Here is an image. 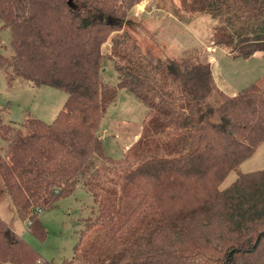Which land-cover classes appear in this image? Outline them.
<instances>
[{"label": "trees", "instance_id": "obj_1", "mask_svg": "<svg viewBox=\"0 0 264 264\" xmlns=\"http://www.w3.org/2000/svg\"><path fill=\"white\" fill-rule=\"evenodd\" d=\"M139 1L0 0L13 50L0 53V68L67 94L50 123L0 120V196L44 239L39 213L77 185L89 192L93 216L59 264H264V169L237 172L219 189L264 142V76L225 96L209 62L149 60L123 29ZM189 8L215 21V42L231 57L264 51V0ZM108 62L114 84L102 76ZM119 89L147 111L137 140L112 159L98 128ZM5 263L55 264L0 217Z\"/></svg>", "mask_w": 264, "mask_h": 264}, {"label": "rangeland", "instance_id": "obj_2", "mask_svg": "<svg viewBox=\"0 0 264 264\" xmlns=\"http://www.w3.org/2000/svg\"><path fill=\"white\" fill-rule=\"evenodd\" d=\"M190 0H141L129 11L123 29L134 39L138 49L151 61L190 59L209 62L217 88L225 96L264 76V51L248 58L231 57L227 48L215 42V21L207 14L189 8ZM108 39L102 52L108 51ZM10 30L0 31V53L12 55ZM105 81L116 83V73L107 63L102 73ZM264 85V80L261 83ZM67 98L61 90L47 85H34L13 74L10 67L0 68V120L11 127H18L25 119L36 118L52 122ZM147 106L131 92L119 89L100 122L98 133L102 137L103 150L112 159H120L125 149L139 137ZM6 142L0 138V152ZM264 169V142L231 171L221 182L219 189L227 187L237 177V172ZM93 200L89 192L77 185L74 191L60 197L49 209L39 213V219L47 231L40 239L27 230V222L17 218L13 205L6 196H0V217L10 228L39 252L42 259L55 264L71 259L85 228L84 220L93 216ZM89 233H87L88 235ZM10 264V263H5Z\"/></svg>", "mask_w": 264, "mask_h": 264}, {"label": "water", "instance_id": "obj_3", "mask_svg": "<svg viewBox=\"0 0 264 264\" xmlns=\"http://www.w3.org/2000/svg\"><path fill=\"white\" fill-rule=\"evenodd\" d=\"M70 3V2H69Z\"/></svg>", "mask_w": 264, "mask_h": 264}]
</instances>
